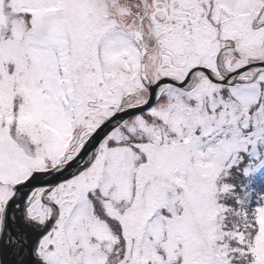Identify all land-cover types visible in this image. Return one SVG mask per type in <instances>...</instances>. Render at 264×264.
I'll return each instance as SVG.
<instances>
[{"label": "snow or ice", "instance_id": "6c2138e0", "mask_svg": "<svg viewBox=\"0 0 264 264\" xmlns=\"http://www.w3.org/2000/svg\"><path fill=\"white\" fill-rule=\"evenodd\" d=\"M0 264H264V0H0Z\"/></svg>", "mask_w": 264, "mask_h": 264}]
</instances>
